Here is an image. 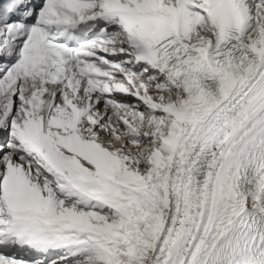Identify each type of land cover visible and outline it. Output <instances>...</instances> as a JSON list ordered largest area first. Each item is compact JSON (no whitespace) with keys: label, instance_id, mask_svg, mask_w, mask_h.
Instances as JSON below:
<instances>
[{"label":"snow or ice","instance_id":"obj_1","mask_svg":"<svg viewBox=\"0 0 264 264\" xmlns=\"http://www.w3.org/2000/svg\"><path fill=\"white\" fill-rule=\"evenodd\" d=\"M0 264H264V0H0Z\"/></svg>","mask_w":264,"mask_h":264}]
</instances>
